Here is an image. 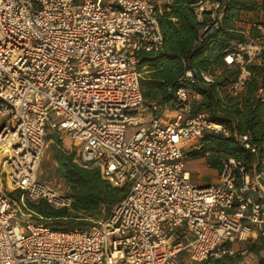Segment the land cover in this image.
<instances>
[{"label": "built area", "instance_id": "2783aa9c", "mask_svg": "<svg viewBox=\"0 0 264 264\" xmlns=\"http://www.w3.org/2000/svg\"><path fill=\"white\" fill-rule=\"evenodd\" d=\"M161 2L0 0V264H188L180 258L188 250L194 264L256 260L255 251L235 245L264 238V150L254 134L209 110L193 112L202 98L192 87L195 68L174 101L146 102L138 54L163 46ZM197 13L208 14L212 29L225 10L220 0H204ZM255 26L224 55L240 73L219 88L223 107L242 99L254 66L264 65V20ZM221 73L200 76L210 85ZM252 100L264 102V86ZM49 125L79 145L75 163L126 188L88 229H54L20 207L26 200L72 207L70 195L39 175ZM206 132L235 137L258 156L253 167L229 156L215 183L198 184L186 169L187 147L200 148ZM12 191L22 192L21 201Z\"/></svg>", "mask_w": 264, "mask_h": 264}, {"label": "trees", "instance_id": "16d2710c", "mask_svg": "<svg viewBox=\"0 0 264 264\" xmlns=\"http://www.w3.org/2000/svg\"><path fill=\"white\" fill-rule=\"evenodd\" d=\"M201 1L204 0H162L160 3L159 23L163 46L157 52L142 50L138 54V67L142 72L141 85L146 102L174 101V93L178 87L182 83L188 84L184 78L186 70L195 68L198 80L192 83V87L202 94V98L194 102L193 112L209 110L212 117L227 122L231 127L233 121H236L240 132L251 130L263 151L264 102L252 99L257 89L264 86V65L254 66L241 100L236 97L229 98L228 106L223 107L219 91L220 87L233 82L240 73L238 65H228L223 59L225 53L233 49L238 41L247 38L242 32L246 29L242 24L243 16L250 14L254 17L255 21H249L247 29L251 34H256L255 24L264 20L262 4L258 0H220L225 10L224 18L218 26L206 29L208 14L204 13L200 18L197 13ZM220 67L223 73L217 83L206 84L200 72L214 73ZM52 135L57 134L48 130L47 139H54ZM59 140L58 137L52 143L58 163L56 172L65 183L63 190L73 199L72 207L56 208L46 200H26V204L28 209L38 214L54 229H88L99 224V218L112 212L114 206L124 198L126 188L114 186L97 169H86L75 163V150L61 149ZM198 142L201 147L190 148L187 151L188 156L205 157L210 167L219 170L223 159L229 156L243 160L249 168L258 159L255 153L245 148L233 136L206 132ZM10 195L21 201V191H12ZM228 259L224 258L216 264L225 263Z\"/></svg>", "mask_w": 264, "mask_h": 264}, {"label": "rangeland", "instance_id": "374dc122", "mask_svg": "<svg viewBox=\"0 0 264 264\" xmlns=\"http://www.w3.org/2000/svg\"><path fill=\"white\" fill-rule=\"evenodd\" d=\"M225 1V0H222ZM259 2H261V0H258ZM243 25H245L246 27V31H249L247 28L248 26V22L249 21H255L254 17L250 14L248 15H244L243 16ZM222 73H223V69H222ZM221 73V74H222ZM2 116L0 115V127L3 124L2 121ZM54 119L58 120L59 117H57L56 115L54 116ZM140 126H130L128 128L127 131V137L131 136L137 129H139ZM48 130L49 132H53L54 128L49 125L48 126ZM58 135V134H57ZM52 135V137L54 139H58V137L60 138V140L58 141L59 145H61V149L64 150H72L75 149L77 147H79V145H76L73 138L67 134V133H60V135ZM49 141V140H48ZM51 142H49V146L45 149L44 151V155H43V159L41 161L40 164V168H39V175L41 176V178L47 180L48 182H51L52 185H54L57 188H65V183L62 179V177L56 172V168L58 166V163L54 157V153H55V148L52 146V143L54 142L53 140L50 139ZM196 143V141H195ZM192 148V147H190ZM189 146L187 147V150L190 149ZM3 160V157H0V173H1V161ZM186 169L193 175L194 180L198 183V184H212L215 183L218 179L217 176V169L215 168H210L209 166H207L206 162H205V158L202 156H188L186 159ZM21 209L25 212V213H31L32 214V218L37 220V221H41V222H45L44 219H41V217L34 213L33 211L28 210L27 208H29L28 206L23 207L22 205L20 206ZM105 217H101L98 220H102ZM20 223L22 225V227L25 225V219H21ZM236 247H240V248H248L249 250H254L257 254V262L256 264H262L260 262V260L264 257V238H258L256 240H246V241H240V242H236ZM190 252L191 250L185 251L184 253H182L180 255L181 259H185V262L188 264H194L191 260H190Z\"/></svg>", "mask_w": 264, "mask_h": 264}, {"label": "crops", "instance_id": "0c3cea01", "mask_svg": "<svg viewBox=\"0 0 264 264\" xmlns=\"http://www.w3.org/2000/svg\"><path fill=\"white\" fill-rule=\"evenodd\" d=\"M52 133H55V134H57L56 133V131L54 130ZM51 140H54V139H51ZM49 142H51L50 140H49ZM205 158V157H204ZM205 162H206V159H205ZM206 164H207V166H209L208 165V163L206 162ZM210 167V166H209ZM210 168H212V167H210ZM216 169V168H215ZM219 169H217V176H219ZM192 177H193V175H192ZM193 179H194V177H193ZM238 248H240V247H238ZM254 251V250H253ZM262 260V259H261ZM261 260H260V262H261ZM256 262H257V257H256V260L254 261V263L253 264H256Z\"/></svg>", "mask_w": 264, "mask_h": 264}, {"label": "water", "instance_id": "95a60500", "mask_svg": "<svg viewBox=\"0 0 264 264\" xmlns=\"http://www.w3.org/2000/svg\"><path fill=\"white\" fill-rule=\"evenodd\" d=\"M2 125H3V124H2ZM2 125H1V127H2ZM1 127H0V128H1Z\"/></svg>", "mask_w": 264, "mask_h": 264}]
</instances>
